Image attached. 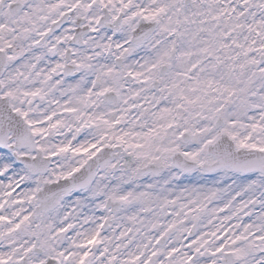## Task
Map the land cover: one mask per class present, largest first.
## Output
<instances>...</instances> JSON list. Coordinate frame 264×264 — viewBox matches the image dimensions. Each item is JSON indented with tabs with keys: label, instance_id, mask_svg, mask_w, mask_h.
Instances as JSON below:
<instances>
[{
	"label": "snow or ice",
	"instance_id": "obj_1",
	"mask_svg": "<svg viewBox=\"0 0 264 264\" xmlns=\"http://www.w3.org/2000/svg\"><path fill=\"white\" fill-rule=\"evenodd\" d=\"M0 264H264V0H0Z\"/></svg>",
	"mask_w": 264,
	"mask_h": 264
}]
</instances>
